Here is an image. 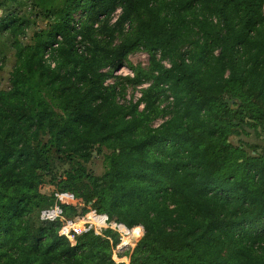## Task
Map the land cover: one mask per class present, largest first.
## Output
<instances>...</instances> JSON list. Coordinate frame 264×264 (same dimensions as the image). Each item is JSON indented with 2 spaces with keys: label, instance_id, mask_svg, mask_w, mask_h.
<instances>
[{
  "label": "trees",
  "instance_id": "trees-1",
  "mask_svg": "<svg viewBox=\"0 0 264 264\" xmlns=\"http://www.w3.org/2000/svg\"><path fill=\"white\" fill-rule=\"evenodd\" d=\"M30 1L48 20L34 45L21 41L26 17L12 14L0 18V39L17 60L40 51L52 79L41 107L22 73L0 89V264H124L108 240L88 231L72 244L39 219L55 199L39 192L44 176L143 228L131 264H264V159L229 143L264 129V0ZM137 50L149 68L122 81L149 86L122 105L121 82H105ZM102 149L107 169L96 177L86 164ZM56 161L69 165L64 178Z\"/></svg>",
  "mask_w": 264,
  "mask_h": 264
},
{
  "label": "rangeland",
  "instance_id": "rangeland-1",
  "mask_svg": "<svg viewBox=\"0 0 264 264\" xmlns=\"http://www.w3.org/2000/svg\"><path fill=\"white\" fill-rule=\"evenodd\" d=\"M11 14L14 16L26 17L30 23L29 28L25 32V36L22 39L20 38L22 43L26 46L34 45V33L37 30H45L47 28L48 20L44 19L40 11L34 8L30 0H0V18L4 15ZM119 14L120 10L118 9L113 14L111 23L117 19ZM73 17L76 21L79 19L84 20L83 15L81 16L79 12L74 14ZM125 28L127 29V27ZM158 58L159 56H157V59ZM149 60V55L145 51H134L127 56L124 66L114 71L113 77L106 80L105 85H114L115 83L121 82V85L117 86L119 91L117 99L120 104H133L140 101L142 98V91L149 86V82L133 85L123 82L122 79L124 77L132 78L134 76L132 69H142L147 71L150 65ZM40 61V51L33 48L29 50L22 59L17 60L14 56V51L10 49L7 41L3 38L0 39V89L8 90L10 88L9 80L11 72L22 73L26 77V87L29 94L32 95L31 99L34 105L41 107V90L52 78L50 76L43 77L41 75ZM162 64L166 67L169 66L168 61H163ZM107 71H109V68L103 70V72ZM142 108L143 103H140L139 109ZM161 122V120H157L153 122V125L157 126ZM229 143L234 147H239L247 156L261 157L264 159V129H261L260 127L255 129L247 128L245 133L229 137ZM106 155H108V151L105 149H102L101 152L94 151L93 158L86 164L87 171L96 177L102 176L107 169ZM68 170L69 165L61 161H56L53 167L55 175L63 178L64 173ZM57 183L58 180H51L50 177L44 176L42 178V184L39 186V192L43 196L51 197V195L58 191ZM55 206H58L61 209L60 204L56 202V198L54 199L53 205L47 209ZM71 207H74V211H71L70 214H67L64 217L62 212L60 219L58 218L52 221L59 224V228L57 229L59 236H62L60 232L62 231L63 225L66 224V221H89L92 224L89 231L95 236L102 237L109 241L111 259L115 263L131 264L132 255L143 236V228L141 226H136L129 230L123 226L116 228L113 225L115 222L114 220L108 219L104 214H98L92 209L90 204L84 205L80 199H77V204ZM42 211L39 214L40 220H43L41 218ZM103 216H106L108 219L105 224L103 222ZM113 227L115 229H113ZM75 238L73 241L67 240L70 243L75 244Z\"/></svg>",
  "mask_w": 264,
  "mask_h": 264
},
{
  "label": "built area",
  "instance_id": "built-area-1",
  "mask_svg": "<svg viewBox=\"0 0 264 264\" xmlns=\"http://www.w3.org/2000/svg\"><path fill=\"white\" fill-rule=\"evenodd\" d=\"M54 196L56 198V202L59 203L60 205L75 206L77 204V199L71 193L57 192L54 194ZM61 213H62L61 209L58 206H55L53 208L42 211L41 218L47 221H54L58 218L60 219ZM107 221H108L107 217L104 216V221H103L104 224ZM113 225L116 228H120V226L126 228L124 225L117 224L115 222ZM91 226L92 224L89 221H85V220H78L77 222L66 221V224L63 225L60 234L69 241H73L75 236L88 232ZM114 227L113 229H115Z\"/></svg>",
  "mask_w": 264,
  "mask_h": 264
}]
</instances>
